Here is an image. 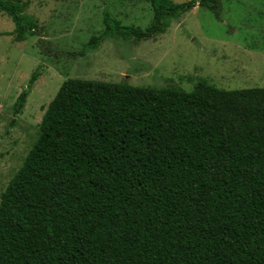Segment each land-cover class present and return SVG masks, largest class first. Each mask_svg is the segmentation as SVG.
<instances>
[{
    "label": "trees",
    "instance_id": "obj_1",
    "mask_svg": "<svg viewBox=\"0 0 264 264\" xmlns=\"http://www.w3.org/2000/svg\"><path fill=\"white\" fill-rule=\"evenodd\" d=\"M149 2L145 28L104 10L102 32L73 56L149 40L196 5L222 12L221 0ZM28 5L0 0V12L14 41L38 36L51 56ZM0 264H264V87L65 79L0 195Z\"/></svg>",
    "mask_w": 264,
    "mask_h": 264
},
{
    "label": "rangeland",
    "instance_id": "obj_2",
    "mask_svg": "<svg viewBox=\"0 0 264 264\" xmlns=\"http://www.w3.org/2000/svg\"><path fill=\"white\" fill-rule=\"evenodd\" d=\"M22 1L29 2L25 13L46 28L42 37L54 53H41L38 36L14 41V24L0 12V195L35 141L48 103L67 78L185 91L198 80L222 89L264 87V0H221L219 17L196 5L168 19L165 32L149 40L107 38L84 57L73 53L102 32L104 10L121 24L145 28L153 17L149 0ZM37 67L40 75L21 112L14 115L13 104Z\"/></svg>",
    "mask_w": 264,
    "mask_h": 264
}]
</instances>
